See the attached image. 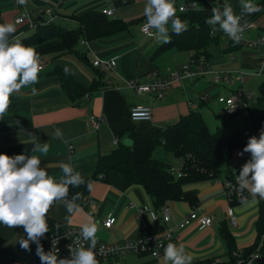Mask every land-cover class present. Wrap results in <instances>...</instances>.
Wrapping results in <instances>:
<instances>
[{"label":"crops","instance_id":"1","mask_svg":"<svg viewBox=\"0 0 264 264\" xmlns=\"http://www.w3.org/2000/svg\"><path fill=\"white\" fill-rule=\"evenodd\" d=\"M234 1L237 4H230L234 13L242 14L241 0ZM260 1L252 0V3ZM146 4L147 0H27L26 4L21 5L17 0H0V25L12 24L15 27V32L8 37L9 44L30 37L42 22L53 21L66 26H77L72 17L89 11L104 13L109 9L114 10L112 19L120 18L129 24L128 31L118 35L90 42L82 41L78 47L79 53H40L53 44L35 48L45 67L39 72L37 83L23 86L11 95L10 106L0 117V154L13 157L19 154L38 156L41 160L40 167L45 168L54 181L65 176L66 173L62 170L65 166L73 174L78 173L79 177L89 179L94 174L99 157L115 150L118 147L116 141L129 138L120 137V130L128 123L129 110L133 106L152 107V121L135 123L138 130L151 133L191 111L206 109L211 98L218 104V97L229 96L238 89L246 94L245 88L251 84L252 77L259 79L257 73L260 69V53L248 46L227 53L228 39L225 38L221 44L207 48L206 52L210 55L207 67L212 73L229 74V84L216 85L213 83V76L207 75L196 80L182 79L172 84L165 91L162 100H154L147 94H137L129 88L130 83L148 85L156 78L169 80L170 75L180 72L193 56V53L177 50L156 55L157 49L165 42V35L158 34L155 28L152 37L142 34L141 27L147 17L141 13H144ZM49 8H54L51 15L45 13ZM25 10L29 11L31 21L18 24L16 19ZM251 21L254 28L246 34V39L252 42L260 36L264 37V10ZM166 27L169 36V26ZM96 60H112L116 63V69L104 71L95 68L93 63ZM169 60H172V65L167 64ZM57 68L68 69L87 88L93 83H100V86L81 99L71 101L54 74ZM241 74L246 78L244 85L240 81ZM262 106L254 103L252 110L249 105L250 112L255 111L262 116L264 105ZM219 107L224 113L223 106ZM205 115L207 116L206 112ZM205 115L203 117L206 121ZM93 116L103 119L97 132L88 126ZM224 116L227 117L225 113ZM228 126L229 123L222 130L226 132ZM241 137L243 138L242 135ZM45 144L48 146L46 154L32 151L36 145ZM250 159L251 157L229 161L218 170L215 179L188 186V190L197 192L198 206L193 208L186 202H169L166 206L171 214L169 223L163 220L152 221L147 211L139 214L140 209L153 208L149 196L141 186L128 185L117 172H111L105 182H92L86 202L79 210L69 213L67 201H60L50 208V217L62 226L82 228L85 223H97V246L134 240L142 233L161 238L166 235L169 227H176L172 237L165 240L159 258L147 254H132L112 258L102 264H166L164 250L169 243L178 248L183 245L185 254L192 256L191 264L212 258L222 262L226 260V244L221 235L223 224L235 238L240 251L252 245L256 239L255 223L264 199L257 197V203H251L249 189H246L250 195L245 200L247 203L243 201L231 206L224 187V182L238 175ZM158 160L165 162L161 158ZM181 165L180 161L178 172ZM230 209L237 218L236 227L229 223ZM194 210L200 215L212 217V225L201 229L197 222H192L183 229L178 228V223ZM109 216L116 219L111 229L104 226ZM0 237V254L14 253L21 259L28 258L33 248L39 244L37 241H29L31 245L28 250L21 247L20 241L27 239L23 227L9 228L0 224Z\"/></svg>","mask_w":264,"mask_h":264},{"label":"trees","instance_id":"2","mask_svg":"<svg viewBox=\"0 0 264 264\" xmlns=\"http://www.w3.org/2000/svg\"><path fill=\"white\" fill-rule=\"evenodd\" d=\"M215 1L184 0L183 5L187 6L188 9L182 12L180 11L182 5L177 6L176 0H174V6L177 9L176 16L184 23L186 30L176 34L172 30L171 23H169L170 42H164L157 49L156 55H161L168 50L193 53L186 66L191 68L203 66L208 69L207 63L210 55L206 52L207 48L211 45L221 44L226 38V34L221 29L213 33L214 24L206 23L213 15V13L208 12L210 7H218L221 12L224 10L226 3L223 0ZM192 2L196 3L197 9L189 7ZM256 5L261 7V11L264 10V0ZM259 12L251 15L244 12L243 14L248 20H252ZM72 19L77 23L76 27H69L53 21L42 22L37 26L33 35L20 40V42L24 46L33 48L53 44L40 53H79L78 47L82 41L90 42L112 37L128 31L129 28V24L120 18L112 19L102 11H89L72 17ZM242 48H244L243 45L228 40L226 51L233 53ZM54 74L59 79L65 95L71 101L81 99L100 86V83H93L91 87L87 88L76 80L69 71L65 72L64 68H57ZM258 102L264 103V79L259 84ZM247 120V129H250L253 136L258 138L261 130L264 129V116L251 112ZM124 136L132 139L133 145L127 147L120 140L115 150L108 155L99 157L91 178L80 177L79 186L67 185V197L61 201H72L79 207L83 206L89 195V185L94 181H100V176L103 177L101 181L105 182L111 172H117L126 180L128 185L141 186L149 196L156 211L166 207L169 202H186L196 208L198 206L197 192L188 190L187 187L215 179L218 170L232 160L234 151L244 143V139L239 135L226 134L222 129L213 132L203 115L198 111H191L190 114L180 117L165 127L157 128L151 133L139 131L135 123L129 119L126 126L120 130V137ZM159 147L181 161V170L178 175L170 171L172 165L156 158ZM72 176L76 175L72 172L67 173L55 182L65 184L66 180ZM78 193L80 194L79 198L73 200ZM58 202L60 201L55 203ZM229 202L231 206L241 203L237 199H229ZM46 218L48 232L38 237L39 245L44 244L48 238L65 227L50 217V209ZM255 230L256 239L254 243L240 251L237 248L235 238L227 226L223 224L221 235L226 244L224 256L226 260L219 262L216 258H212L197 264H247V258L257 251L262 256L257 262L264 263V201L260 205ZM146 235L148 234H140L142 237Z\"/></svg>","mask_w":264,"mask_h":264},{"label":"clouds","instance_id":"3","mask_svg":"<svg viewBox=\"0 0 264 264\" xmlns=\"http://www.w3.org/2000/svg\"><path fill=\"white\" fill-rule=\"evenodd\" d=\"M17 2L24 5L27 0ZM241 6L247 15L261 11V7L252 3V0H241ZM212 11L213 15L206 23L218 24L229 38L238 43L244 32L241 17L234 13L230 4L224 5L223 12L217 7ZM144 15L147 17V25L160 33L168 31L166 26L169 23L176 34L186 30L184 23L176 16L174 0H147ZM14 32L15 27L12 24L0 25V117L7 112L13 92L19 91L23 86L37 83L41 71L39 55L35 48L24 46L20 41L8 43V37ZM164 41L170 42V37L165 36ZM67 71L68 69H65V72ZM57 133H60L59 130ZM32 151L46 154L48 146L36 145ZM244 152L251 153V159L243 165L236 177L238 191L249 189L251 203L254 204L257 203V197L264 199V129L258 138H249ZM40 164L41 160L36 155L19 154L13 157L0 154V224L9 228L23 227L27 239H22L20 245L25 250L29 249V241L35 242L38 237L48 232L47 212L53 203L65 200L68 194L67 185L79 186L81 183L77 173L67 179L65 184H57ZM62 170L66 174L72 171L67 166ZM79 196L78 193L73 200ZM66 208L69 213L79 210V206L72 201L66 202ZM97 231V223L83 224L81 235L84 240L90 241V247H77L72 253V260L61 259L58 262L56 254H45L43 246L38 244L37 254L41 264H98L93 251L97 243ZM164 260L166 264L169 261L171 264H191L192 256L185 254L183 245L178 248L169 243L164 250Z\"/></svg>","mask_w":264,"mask_h":264},{"label":"built area","instance_id":"4","mask_svg":"<svg viewBox=\"0 0 264 264\" xmlns=\"http://www.w3.org/2000/svg\"><path fill=\"white\" fill-rule=\"evenodd\" d=\"M214 1L215 0H210ZM189 7L193 9H197L196 3L192 2L189 4ZM213 7H210L208 12L213 13ZM218 8V7H217ZM188 9L187 6L182 5L180 7V11L184 12ZM54 8H49L46 10L45 13L51 15ZM220 10V9H219ZM114 10H107L104 12L109 17L114 15ZM241 17V25L244 27V32L242 34V39L238 42L239 44L243 45L244 47L248 46L252 49H255L260 53V69L257 75L264 77V37L260 36L254 41H248L246 39V34L250 32L254 25L252 24L251 20H248L245 14H240ZM31 21V15L28 10H25L17 19L16 22L18 24H23L25 21ZM220 27L218 24H214L213 26V33L219 30ZM141 32L145 37H152L154 35V28L149 27L147 25V20L143 23L141 27ZM228 40H232L226 35ZM39 64L41 67V71L44 69L45 64L43 60L39 57ZM95 68L104 70V71H113L116 69V63L114 61H103V60H96L93 63ZM212 75L213 76V83L216 85H223L229 84L231 81V77L229 74H221V73H212L209 72L206 67L198 66L196 68H191L190 66H185L181 73L175 72L170 75V79L163 81L161 79L156 78L152 83L148 85H139L136 83H130L129 88L134 90L139 95H149L154 100H162L164 98L165 91L174 83L181 81L182 79H198L203 76ZM241 84L244 85L246 78L244 75H240ZM218 104H222L223 110L225 115L232 117L237 113L242 112L246 119L250 117V108L248 99L246 94L242 89H238L229 96H221L217 99ZM153 117V110L150 106H133L129 110V119L133 123H140V122H150L152 121ZM103 122L102 117L100 116H93L90 118L88 122V126L94 132H97L100 129V126ZM243 139L244 143L242 146L237 148L232 156V160H240L246 159L251 157V153L244 152V148L248 143L250 137L253 136L252 131L250 129H246L243 132ZM119 142L116 141V144ZM231 160V161H232ZM170 171L178 175L180 173L176 172V170L172 167ZM235 175L233 178H230L224 182V187L226 190V194L228 195L229 199H237L240 202H243L249 198V193L246 189H242L238 191L239 185L237 184V177ZM103 177L100 176V180ZM147 211L152 221L163 220L166 223L171 221V214L167 207H164L160 211H156L153 208L145 207L144 209H140L138 213H142ZM229 215V223L231 226L236 227L238 224L237 218L233 214V211L230 209L228 212ZM116 219L112 216H109L107 220L104 222V226L107 229H111L112 226L115 224ZM192 222H197L201 229L206 227H210L213 222L212 217L205 216L203 214H199L198 211L194 210L192 213L180 221L177 225L178 228H185ZM176 227H169L167 229L166 235L164 237L158 238L153 235H146L144 237L139 236L134 240H124L119 243L113 245H95L93 249L98 264H102L105 261H108L112 258H119L125 257L127 255H150L153 258H159L162 254L165 240L170 239L173 235V232ZM81 227L76 226H65L56 234L52 235L48 238L43 246V252L45 254L54 253L57 256V261L61 259H74L73 251L83 245L85 248L90 247V241H86L83 239L81 235ZM55 245V246H54ZM262 256L257 251L256 253L252 254L249 258H247V264H260L258 263V259ZM0 264H41V260L39 255L37 254V247L33 248L30 255L26 259H21L17 257L14 253H6L0 255Z\"/></svg>","mask_w":264,"mask_h":264},{"label":"rangeland","instance_id":"5","mask_svg":"<svg viewBox=\"0 0 264 264\" xmlns=\"http://www.w3.org/2000/svg\"><path fill=\"white\" fill-rule=\"evenodd\" d=\"M224 1L226 3L232 4V5L237 4L234 0H224ZM176 4H177V6L183 5L184 0H176ZM176 12H177V9H176ZM141 14L144 15V13H141ZM144 16H142V17H144ZM67 26L76 27L75 24H73V25L68 24ZM156 32L158 34H164L165 36H167V32L166 33H160V32H158L157 29H156ZM167 64L172 65V60L167 61ZM263 79L264 78L262 76H259V79L256 77H252V81H250L251 84L248 86L246 85L247 86L245 88L246 97L248 99V103H249L250 107L252 108V110H253L254 103L259 104V106H261V107H263L262 105H264V103L258 102L259 84L263 81ZM251 94H253V96ZM213 100H214V98H211V101L209 102V106L206 109L197 110L202 115L203 114L205 115V112H206V114H207V116L205 115L206 122L208 123L210 129L214 132L218 129H222L225 125H227V123H229L230 126L227 127L228 129H226V132L224 131L226 134L233 133L234 135L236 134V136L237 135H240V136L243 135V132L247 129V122H248V120L245 119L246 117L244 116V114L242 112H240V113L235 114L232 117H228L227 115H226L227 117H225V116L223 117L224 113H223L222 109L219 107V106L222 107V104H215V101H213ZM215 105H219V106L216 107ZM253 113L257 114V113H255V111H253ZM262 116H264V115H262ZM141 132H143V131H141ZM160 151H162V152L160 153ZM158 152H159V154H158ZM156 157L158 159L161 158L165 162L173 165V167H175L177 170L176 172H178V170L180 168V161L177 158H175L172 154L166 153L162 147L158 148V150L156 152ZM1 239L2 238L0 237V240Z\"/></svg>","mask_w":264,"mask_h":264},{"label":"water","instance_id":"6","mask_svg":"<svg viewBox=\"0 0 264 264\" xmlns=\"http://www.w3.org/2000/svg\"><path fill=\"white\" fill-rule=\"evenodd\" d=\"M124 145H126L127 147H131L133 145V140L130 138H127L123 141Z\"/></svg>","mask_w":264,"mask_h":264}]
</instances>
